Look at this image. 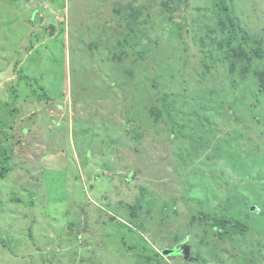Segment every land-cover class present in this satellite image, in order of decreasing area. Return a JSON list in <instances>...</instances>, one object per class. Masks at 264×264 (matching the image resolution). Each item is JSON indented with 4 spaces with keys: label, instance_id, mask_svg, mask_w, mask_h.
<instances>
[{
    "label": "rangeland",
    "instance_id": "rangeland-1",
    "mask_svg": "<svg viewBox=\"0 0 264 264\" xmlns=\"http://www.w3.org/2000/svg\"><path fill=\"white\" fill-rule=\"evenodd\" d=\"M220 7L264 42V0H0V264H264V95ZM237 195L219 240L198 213Z\"/></svg>",
    "mask_w": 264,
    "mask_h": 264
},
{
    "label": "trees",
    "instance_id": "trees-1",
    "mask_svg": "<svg viewBox=\"0 0 264 264\" xmlns=\"http://www.w3.org/2000/svg\"><path fill=\"white\" fill-rule=\"evenodd\" d=\"M162 6L165 8L166 4L164 6L162 3ZM166 9L170 12L169 7H166ZM217 11L221 18L217 19V16L215 15L216 25L223 36L218 45L222 50L228 48V50H226V59L228 60L227 67L229 69L228 71L230 73H237L240 76L251 74L256 79L258 91L264 95L263 40L260 38H254L252 35H250L244 25L239 22L240 20L234 14L232 8L229 11L226 7H220L217 8ZM227 32L230 33V36L226 39L225 33ZM161 102H165V96L161 98ZM149 110L157 109L150 107ZM157 119L158 117L155 118L156 121ZM0 156L2 158L7 157L5 152H0ZM6 162H2L3 164L1 163L0 165V179L4 178L7 174L8 167ZM234 201H236L237 205L243 203L241 206L242 208H247V213H245V211L240 207L238 211L235 212L233 209ZM135 207H137V205H135ZM248 207V198L237 195L235 198L230 197L228 200H225L223 202V208L220 210L219 208H213V210H211V212L208 214L198 213L197 221L206 222L205 225L212 230L213 234L216 235L219 240H222L225 237L227 239H231L232 236L243 238L245 233L248 231V223L250 221L249 218L254 216L253 213L248 211ZM262 212L263 210L261 213ZM242 215H244V219L242 218ZM183 247L184 248L181 251H188L189 246L187 247L185 244ZM189 253L191 254V257L188 256L189 258H186L193 260L194 258L192 253L190 251L188 254ZM156 255L160 257L159 254ZM209 257L211 256L209 255ZM144 259L146 264L150 262V256H146ZM198 264H206L205 258L202 260V262H198Z\"/></svg>",
    "mask_w": 264,
    "mask_h": 264
}]
</instances>
